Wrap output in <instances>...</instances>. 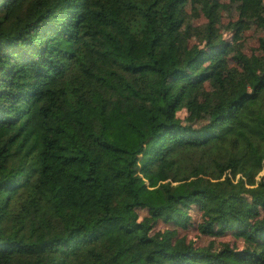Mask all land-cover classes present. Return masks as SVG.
<instances>
[{
  "label": "trees",
  "instance_id": "trees-1",
  "mask_svg": "<svg viewBox=\"0 0 264 264\" xmlns=\"http://www.w3.org/2000/svg\"><path fill=\"white\" fill-rule=\"evenodd\" d=\"M188 1L0 0V264H264V38L221 73Z\"/></svg>",
  "mask_w": 264,
  "mask_h": 264
},
{
  "label": "rangeland",
  "instance_id": "rangeland-1",
  "mask_svg": "<svg viewBox=\"0 0 264 264\" xmlns=\"http://www.w3.org/2000/svg\"><path fill=\"white\" fill-rule=\"evenodd\" d=\"M215 4L216 11V37L211 44L216 45L225 40L230 43L227 55L223 58L218 69L221 73H227L229 69L238 70L243 76L247 77L243 70V64L240 60L244 57L251 60L254 55L262 54L260 40L264 38V28L259 22V11L263 6L256 0H210ZM203 0H189L186 9L189 13V23L193 27L201 28L190 35V44L206 45L205 24L207 19L202 10ZM186 26V23L184 27ZM210 47L208 46L207 49ZM207 88L212 89L215 81L210 80ZM179 119L188 121L191 116L190 110L181 108L178 113ZM205 116L197 120V124L205 121ZM142 215L146 211L140 210ZM194 225L184 229L178 228L175 237L176 241L184 240L197 247H210L214 251L224 248L226 245L237 248H245L247 242L235 233H229L224 236H210L200 232L198 224L201 222L200 212L192 211ZM174 228L171 225L161 223L157 230Z\"/></svg>",
  "mask_w": 264,
  "mask_h": 264
}]
</instances>
